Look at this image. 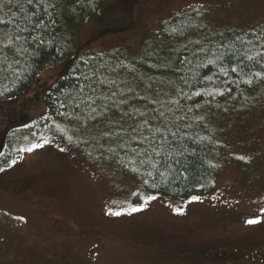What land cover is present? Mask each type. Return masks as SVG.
<instances>
[{"label":"rangeland","instance_id":"obj_1","mask_svg":"<svg viewBox=\"0 0 264 264\" xmlns=\"http://www.w3.org/2000/svg\"><path fill=\"white\" fill-rule=\"evenodd\" d=\"M107 2L118 18L115 25L109 18L102 25L87 18L72 27L64 57L47 61L21 98L0 104V140L9 128L25 127L24 116H46L44 90L75 52L160 57V25L191 10L204 13L203 32L188 35L186 42H218L264 24V0ZM200 116L214 138L209 160L218 165L213 190L200 202L145 193L142 179L101 161L103 149L94 145V136L85 143V135L69 141L41 133L39 141H28L24 148L43 147L22 152L0 171V264H203L189 259V252L264 246V92L210 102ZM147 195L158 198L145 206ZM132 207L142 210L107 214ZM257 217L260 223L246 224Z\"/></svg>","mask_w":264,"mask_h":264},{"label":"trees","instance_id":"obj_2","mask_svg":"<svg viewBox=\"0 0 264 264\" xmlns=\"http://www.w3.org/2000/svg\"><path fill=\"white\" fill-rule=\"evenodd\" d=\"M48 3H55L56 6L48 8L47 13L43 7L37 10L35 5H28L26 0H21L22 7L14 3L11 10L0 8V18L12 21L7 25V36L0 31V41L19 35L21 39L17 43L28 48L26 53L21 51L14 55L9 52L7 59L0 53V104L21 98L47 61L64 57L67 50L65 35L72 27L87 18L98 25L108 18L114 25L118 22L114 8L107 0H48ZM36 19L43 20L46 30L32 27ZM203 19L204 13L191 10L162 23L159 36L163 55L159 57L154 53V58L150 60L145 52L136 58L118 50L84 57L75 52L66 61L62 74L44 90L42 100L46 116L38 119L24 116L21 123H28L25 127H12L4 132L0 140V168L8 167L12 161L18 162L22 157L19 149L24 148L28 141H39L41 133L53 138L59 134L61 140L71 137L75 141L85 135L88 143H92L90 137L94 136V145L103 149L101 161L116 166L133 179L147 180L148 183H144L147 194L188 199L210 193L215 177L209 160L214 138L208 130L207 119L200 113L208 111L210 102L240 99L264 92V79L251 75L254 72L264 74V57H257L261 61L259 63L246 59L248 55L264 51L260 47L264 40L258 39L264 37V24L232 32L218 42H186L188 35L203 32ZM4 27L0 25V29ZM36 36L43 40V44L32 39ZM25 37L30 43H25ZM221 44L224 47H218ZM222 54L223 59L215 66L201 67L207 64L208 59ZM221 66L243 67L240 78L251 77L253 85L249 87L242 79L237 84L238 77L230 71L227 77L219 75ZM214 72H217L214 83H201L204 75ZM85 74L91 79L86 80ZM100 80L105 83L100 84ZM81 85H85L83 92L80 91ZM215 85L225 96L192 95L195 91H214ZM230 87L233 89L231 93L228 92ZM113 92L116 94L112 95ZM89 97L96 100L91 107L87 102ZM61 103L66 107L61 108ZM76 104L80 107L77 108ZM104 105H107V111ZM109 119L115 123L110 124ZM157 127L160 128L159 133L156 132ZM161 134L168 138L167 141L161 139ZM145 136L148 140H144ZM133 138L144 142L138 145ZM109 148H115V154L108 151ZM132 148H136L141 156L136 157L130 150ZM153 149L161 153L159 157L153 154L154 160L166 161L158 165V169L139 163L140 159L146 158L144 152L153 153ZM169 156L180 159L181 165L176 167L187 169L184 176L179 175V171H168L163 177L159 175L171 162ZM133 168L137 171L133 172ZM148 171L152 172V176L147 175ZM153 184L156 187H151Z\"/></svg>","mask_w":264,"mask_h":264},{"label":"snow or ice","instance_id":"obj_3","mask_svg":"<svg viewBox=\"0 0 264 264\" xmlns=\"http://www.w3.org/2000/svg\"><path fill=\"white\" fill-rule=\"evenodd\" d=\"M14 3H15V5L17 7H22L21 0H0V8L7 7V8H9V10H11V8H12ZM26 3L28 5H30V6L35 5L37 7V10H39V8L43 7L44 11L46 13L48 11V8H54L56 6L55 3H48V0H26ZM45 5H47V7H45ZM13 15H15L14 12H13ZM35 15H36V13L33 12V16H35ZM11 23H12V21L4 20L3 18H0V25L5 26L3 29H0V31H3L5 36H7V25H9ZM32 27L44 28L46 30V25H44V22H43L42 19H36V21L32 25ZM19 30L20 31H24V30H27V29H19ZM20 39H21V37L19 35H17L15 37H9L6 41H0V53H3L4 59H7L9 52H12L14 55L20 53L21 51H23L25 53L28 52V48L27 47H24L23 45L17 43V41H19ZM32 39L38 40L41 44H43V40L39 36L32 37ZM258 39L264 40V37H258ZM24 41H25L26 44L30 43V41L28 40L27 37L24 38ZM197 43H199V42H197ZM218 47H224V45L221 44V45H218ZM260 47L264 48V44H261ZM257 57H264V51H257L255 55H248L246 57V59L248 61H253V60H257ZM222 59H223V54L220 55V56H215L214 59H208L207 60V64H202L201 67L215 66L217 64V61H220ZM15 62L19 63L18 60H16ZM257 62L259 63L261 61L257 60ZM262 66H264V64H262ZM229 71L231 73H233V74H236V76L238 77V80H237L236 83L239 84L241 82V79H242V78H240V73L243 72V67H240V66H236V67H232V66L224 67V66H221L218 69V74L222 75L224 77H227L229 75ZM216 75H217V72L212 73V75H204L202 77V79H201V83H204V82L214 83V77ZM251 75L256 77L257 79H264V74H261L260 72H254ZM84 78L86 80H90L91 79L86 74H85ZM77 79H79V77H77ZM242 82L244 84L248 85L249 87H251L253 85V79L251 77L248 78V79H242ZM104 83H105L104 80H100V84H104ZM84 87H85V85H81L80 86V91L81 92H83ZM92 90L95 91V88H93ZM232 91H233V89L230 87L228 89V92L231 93ZM115 94H116L115 92L112 93V95H115ZM192 95L195 96V97H200L202 95H208V96H213V97L219 95V96L223 97V96H225V93L223 91H219V90L212 91V90L206 89L205 92H203V93L200 92V91H195V92H193ZM189 98H191V97H189ZM87 102L89 103V106L91 107V105H94L96 103V100L92 99L91 97H89V100ZM172 102L173 103H177V101H172ZM75 106L77 108L80 107L79 104H76ZM60 107L64 108V107H66V105L64 103H61ZM104 108L107 111V105H104ZM92 111L95 112L96 108L93 107ZM61 114L64 115V113H61ZM141 114L143 115L144 113H141ZM160 116L163 117L164 113L161 112ZM109 123L110 124L111 123H115V121H112L111 119H109ZM83 126L87 127V125H83ZM134 131H135V129H134ZM156 132L157 133L160 132V128L159 127L156 128ZM173 135H175V133H173ZM42 139H43L44 144L49 143V141L46 138H42ZM161 139L167 141L168 138L164 137L161 134ZM202 139H205V138H202ZM133 140H134V142L136 144L142 145L144 140H148V137L145 136L144 140H136L135 138H133ZM69 141H71V137H69ZM84 142L87 143V141H84ZM39 147H43V144H36V145H32L31 147H28V148H21V149H19V151H21V152H29L30 153L35 148H39ZM121 147L125 148V145H121ZM60 150L64 151L65 149L61 148ZM130 150L135 154L136 157H140L141 156V153L139 151H137L136 148H132ZM108 151H110L113 154H115L116 150H115V148H109ZM153 154L156 157L161 156V153L159 151H157L156 149H153V153H148L147 151H145L144 152V156L146 158L140 159L139 163L141 165L150 164L153 169H158V165H163V164L166 163L165 160H154L153 159ZM89 155H91V153H89ZM181 155H183V153H181ZM168 159L171 160V162L167 163L166 171H160L159 175L163 177V176H165L167 174L168 171H179V175L184 176L185 173L187 172V169L183 168L182 170H180V169H177V167H176L178 165H181L180 159L179 158L171 159L170 156L168 157ZM237 159L244 160L245 158L243 156H239V157H237ZM134 162L135 161H129V163H134ZM12 164H15V161H12ZM210 166L211 167H217L218 165L212 164ZM0 171H4V169L0 168ZM132 171L136 172L137 169L133 168ZM147 175L148 176H152V172L148 171ZM143 182L145 184L148 183L147 180H144ZM151 187H156V185L153 184V185H151ZM133 195H138V194L134 193ZM157 198L158 197H156L155 195H147V196L143 197L144 205L146 206L148 203H150L153 200H156ZM200 201H201V197L199 195H196V196H192L191 197V201L190 202H200ZM141 210H142V208L132 207L131 211L128 212V213L109 211L107 214L115 215V216H119V215H122V214H129L130 215V214H132L134 212L141 211ZM174 211L177 214H183V209L182 208H175ZM261 216H264V209H261ZM17 219H21L22 220L23 218L22 217H18ZM245 222L248 225H255L257 223H260L261 220H260L259 217H257V218H253V219H247Z\"/></svg>","mask_w":264,"mask_h":264},{"label":"flooded vegetation","instance_id":"obj_4","mask_svg":"<svg viewBox=\"0 0 264 264\" xmlns=\"http://www.w3.org/2000/svg\"><path fill=\"white\" fill-rule=\"evenodd\" d=\"M188 257L203 264H264V246L245 250L193 249Z\"/></svg>","mask_w":264,"mask_h":264}]
</instances>
